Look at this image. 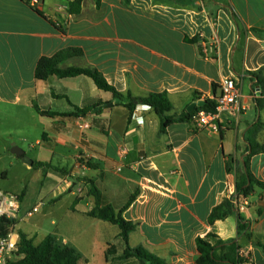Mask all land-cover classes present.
Returning <instances> with one entry per match:
<instances>
[{"label":"crops","instance_id":"crops-1","mask_svg":"<svg viewBox=\"0 0 264 264\" xmlns=\"http://www.w3.org/2000/svg\"><path fill=\"white\" fill-rule=\"evenodd\" d=\"M37 1L65 32L24 0H0V127H23L19 138L8 132L19 149L34 137L38 147L30 146L34 162L28 168L44 175L39 202L26 206L28 193L16 194L22 196L12 226L17 236L23 232L37 245L48 236L36 242V232H16L20 222L28 225V211L40 206V213L46 206L51 218L92 219L100 235L113 232L118 246L105 235L99 239L107 264H139L123 258L119 228L88 215L96 207L89 179L117 211L136 194L123 213L138 224L129 236L133 249L143 247L171 264H197L196 239L214 234L237 240L248 259L243 264H264V190L257 189L240 213L248 225L242 234L237 215L209 223L212 210L236 192V173L228 171V161L242 165L253 135L264 143V95L246 76L264 67V0H83L74 13L69 5L75 0ZM67 48L84 54L63 61L61 68L97 69L119 92L134 97L167 92L173 105L169 116L188 112L192 103L215 100L222 81L231 77L242 87V111L223 113L219 132L199 131L188 121L161 132V119L152 109L130 121V111L87 76L36 79L38 61ZM36 106L56 115H42ZM74 107L91 112L64 116ZM82 117L88 130L79 128ZM258 123L262 129L254 134ZM3 135L0 148L12 154ZM35 162L46 166L35 168ZM250 169L264 182V153L251 159ZM49 235L67 245L58 234Z\"/></svg>","mask_w":264,"mask_h":264},{"label":"trees","instance_id":"trees-1","mask_svg":"<svg viewBox=\"0 0 264 264\" xmlns=\"http://www.w3.org/2000/svg\"><path fill=\"white\" fill-rule=\"evenodd\" d=\"M32 9H34L40 16L48 19L53 25L65 32L64 28L58 24L52 22L42 11L37 7V4H33V0H24ZM83 0H75L69 5L70 12L78 11ZM97 4L100 0H95ZM130 0H125V3H129ZM197 38L188 39V42H195ZM84 51L79 48H67L59 51L51 57H42L36 67V79L40 81H49L52 77L57 76L61 79L72 78L77 76H87L91 78L96 86L105 92L112 94L113 98L118 101V104L124 106L130 111V121L133 119L134 113L138 106L144 105L149 109H152L161 119V132H165L166 129L176 122L188 121L192 123V119L196 112L204 110L207 112L215 113L217 109L216 100L205 99L206 103L202 107L196 108L192 112H185L180 116H169L172 111L173 105L167 92L152 93L147 97H134L131 93L119 92L114 86H112L103 73L97 69L92 68H78L71 67L63 69L60 64L70 58L83 56ZM246 76L254 82V85L261 90V95H264V67L257 71H248ZM216 90L217 86L214 85ZM260 103V101H259ZM261 106V104H260ZM36 110L46 116H55V113L48 111H41L36 106ZM91 111L88 109H80L74 107L72 113L64 114L67 117H81L86 116ZM262 129V124L258 123L255 126L254 134ZM247 156L243 159V163L240 166L235 164L234 159H230L227 163V169L229 172L235 171L236 173V192L231 198L225 199L221 204L216 206L210 216L209 223L213 225L218 220H225L232 215H237L239 220V235L246 231L248 225L245 223L244 218L240 215V212L234 205V200L242 202L243 200L251 198L257 189L264 190V182L259 181L252 174L250 169L251 159L264 153V143L260 144L256 141V137L249 139ZM88 165V163H87ZM45 164L34 163L35 168L44 167ZM90 185V194L96 199V207L88 215L98 218L103 221H107L120 229V236L126 245L123 258H135L139 261V264H171L167 263L164 259L157 257L150 253L143 247L131 248L129 246V236L134 232L138 224L127 221L123 217V213L131 206L136 199V194H133L128 200L127 204L117 211L111 204L106 203L103 200L102 193L97 187L94 180L86 179ZM22 198V196H19ZM21 200V199H20ZM15 221H11L6 218H0V238L6 237L12 230V226ZM196 246L199 252V258L197 264H243L248 259L241 255L240 247L237 240L232 239L224 241L218 239L214 234L208 235L206 238H197ZM109 258L107 253L106 259ZM81 260L80 253L73 247L63 244L54 235H48L40 244H35L32 238H28L23 232L20 233L19 252L18 257L11 261L10 264H78Z\"/></svg>","mask_w":264,"mask_h":264},{"label":"rangeland","instance_id":"rangeland-1","mask_svg":"<svg viewBox=\"0 0 264 264\" xmlns=\"http://www.w3.org/2000/svg\"><path fill=\"white\" fill-rule=\"evenodd\" d=\"M21 126L13 124H4L0 127V133H4V139H7L11 149L13 148L14 141H9L10 130L13 131V136L19 138L22 135ZM3 142V138H0V147ZM22 150L26 152L29 159L33 155L34 149L30 146H36L34 137H30L29 141H22ZM16 144V143H15ZM17 146V145H16ZM38 146H36L37 148ZM4 153L0 148V190L10 194H21L25 191L28 193L26 206H33L34 203L39 202L41 196L44 198V190H42L44 175L31 167L28 168V164H25L22 159L17 158L16 155L10 153ZM30 169V170H29ZM2 171L7 172L6 177H2ZM46 190V184H44ZM67 196L64 197L66 199ZM66 201V200H64ZM49 207V206H48ZM33 208V207H32ZM47 207H42L40 213L29 219L28 225L20 222L17 226L16 232L19 230L23 231H34L36 232V242H40L45 236L49 234H58L61 240H66L67 245L77 249L81 255V261L78 264H86L85 259L89 260V264H107L106 253L101 250V243L103 240H99L101 235H105V240L112 245L118 246V241L114 238L113 232L103 233L100 235L96 231V222L92 219L84 220L78 218L75 223H66V219L62 218H51L46 215ZM46 215V216H44ZM55 220V224H53ZM112 225V224H111ZM26 227L28 229H26ZM114 229H118L114 226ZM104 240V241H105Z\"/></svg>","mask_w":264,"mask_h":264},{"label":"built area","instance_id":"built-area-1","mask_svg":"<svg viewBox=\"0 0 264 264\" xmlns=\"http://www.w3.org/2000/svg\"><path fill=\"white\" fill-rule=\"evenodd\" d=\"M37 4V0L34 1ZM243 97L242 87L235 78H226L220 85V94L215 99L217 109L215 113L200 110L196 112L192 119V125L199 131L212 130L219 132L221 130L220 119L223 113H231L239 115L242 111L241 99ZM144 105L137 107L134 116L136 117L140 111L148 110ZM79 128L84 131L90 128V124L84 120V117L79 121ZM85 164V161H84ZM234 205L241 213L246 211L249 202L248 199L242 202L234 200ZM40 206L34 207L28 211L26 216L33 217L39 212ZM21 210V200L18 195L10 194L0 190V218H6L11 221H16ZM20 237L11 230V232L3 238H0V264H10L11 261L18 257Z\"/></svg>","mask_w":264,"mask_h":264},{"label":"water","instance_id":"water-1","mask_svg":"<svg viewBox=\"0 0 264 264\" xmlns=\"http://www.w3.org/2000/svg\"><path fill=\"white\" fill-rule=\"evenodd\" d=\"M205 104L206 103L204 101H199V102H196V103H192L188 107L187 111L188 112H192L196 108L202 107ZM11 153L14 154V155H16L17 157H20L25 164H28L29 166H33V162L34 161L32 159H29L27 157L25 151L19 149L17 146L13 145V148L11 149Z\"/></svg>","mask_w":264,"mask_h":264}]
</instances>
